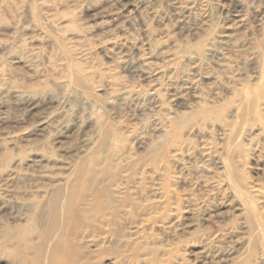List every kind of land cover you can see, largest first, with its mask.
Returning a JSON list of instances; mask_svg holds the SVG:
<instances>
[{
	"label": "rangeland",
	"instance_id": "rangeland-1",
	"mask_svg": "<svg viewBox=\"0 0 264 264\" xmlns=\"http://www.w3.org/2000/svg\"><path fill=\"white\" fill-rule=\"evenodd\" d=\"M42 5L41 0H0V121H6L0 124V184L13 166L18 165L25 174L32 173L29 181L25 182L22 175L12 186L0 188V192L14 198L22 195L24 187L40 171L35 165L28 169L25 165L39 157L49 158V163L42 162V169H50L54 174H66L65 168L70 167L76 175L78 167L87 164L90 169L104 173L98 175L99 182L108 186L117 183L118 175L125 172V192L139 200L140 205L155 200L156 184L169 178L170 188L180 202L175 201L172 194L169 205L163 200L159 204L148 203L156 206L152 212L165 206V213L169 215L150 214L149 221L137 232L133 226L129 227L132 231L128 230L125 221L110 227L105 249L92 252L88 259L90 264H113L114 253L122 251L118 245L127 243V247L134 250L145 243L156 252V260L162 264H200L195 259L199 256V242L216 234L223 223L240 218L236 210L238 205L228 204L227 197L220 199L218 188L212 190V200L206 204L208 214L215 212L212 216L202 221V216L190 217L185 213V207L195 204L194 186L200 183L199 179L195 181L201 174L199 168L186 169L199 162L195 152L200 140H190V152L179 157L178 166H168L162 174L153 173L151 166L134 171L122 164L112 169L110 176L106 175L105 169L111 165L108 156L112 154L114 130L120 128L121 133L125 132L122 134L129 140L130 155L143 166L147 164L145 151L131 135H127L125 124L135 125L136 134L145 126L156 124L166 112H183L181 106L165 103V97L161 95L158 100L164 104L159 112L146 96L143 98L146 88L142 87L145 83L137 67L143 58H137L135 47L143 45L146 49L148 42L163 38L160 30L163 22L173 36L168 40L163 38L156 46L153 62L158 63L164 55L177 50L188 51L203 43L205 33L200 27V21H205L203 16L186 20L187 24L184 22L179 26L172 0H60L55 7ZM201 5L204 15L211 21L207 28L210 38L216 40L223 33L230 35L222 53L233 70L248 77L250 83L260 80V72L264 80V0H203ZM152 11L161 19L151 22ZM71 14L72 20L60 19ZM234 15L241 16L243 22L231 27L230 20ZM147 23L155 30L152 35L146 33ZM32 49L36 51L32 52ZM52 59L57 60L65 73L77 62L92 68L96 76L86 86L70 80L64 88H59L53 81L54 70L47 63ZM59 59L62 60L58 62ZM116 59L122 61L115 62ZM206 60L216 59L209 57ZM110 75L119 79L113 92L106 84ZM31 101L38 104L32 114L26 116L25 107ZM222 105L228 107L226 102ZM14 119L20 123L8 124ZM12 135L14 139L11 140ZM148 135L157 134L152 131ZM216 135L212 132V143L219 150L218 144L222 140ZM239 141L243 148L238 151L241 156L240 161H236L238 170L250 182L264 188V134L258 131L247 144L243 139ZM216 158L223 159L224 155L219 152ZM95 159L97 163L107 161L105 165H98L94 163ZM4 205L8 203L0 202V244L4 243L8 248L16 243H10L9 238L16 235L17 228L24 226V222ZM257 208L264 221V200ZM175 209L180 211L175 212ZM38 221L46 222L41 215ZM125 236V240L119 241ZM231 252L233 256L245 258L246 249L233 245ZM0 262L6 264L8 261ZM204 264L209 262L204 261Z\"/></svg>",
	"mask_w": 264,
	"mask_h": 264
},
{
	"label": "bare ground",
	"instance_id": "bare-ground-1",
	"mask_svg": "<svg viewBox=\"0 0 264 264\" xmlns=\"http://www.w3.org/2000/svg\"><path fill=\"white\" fill-rule=\"evenodd\" d=\"M41 1L42 6L48 7H55L60 3V0ZM202 1L172 0V10L179 26H183L186 20L188 22L191 18L203 16L202 20L205 21H200L201 32L205 33L202 44L188 51L177 50L164 55L160 62H153L152 58L157 53L156 46L163 38L168 40L173 36L169 26L162 22L160 30L163 38H158L153 43L148 42L146 49L143 45L144 49L141 46L134 49L137 58H143L137 66L145 83L142 87L146 88L143 98L146 96L159 112L164 104L158 100L161 95L165 97V103L172 107L181 106L183 112H166L157 119L156 124L145 126L136 134L135 125L125 124L127 135H131L145 151L147 164L143 166L140 160L135 161L133 155H130L131 148L127 144L129 140L122 134L125 132L121 133L120 128L114 130L111 138L114 144L112 154L108 156L111 165L105 169L106 175H112V169L122 164L134 171L151 166L153 173H165L168 166H178L179 157L190 152V140H200L195 152L199 162L186 168H199L201 174L195 181L198 182L199 179L200 183L196 184L197 187L194 186L197 193V196L193 195L195 204L185 207V213L190 217L202 216V221L212 216L215 212L208 214L206 204L212 200V190L218 188L220 199L225 200L227 197L228 204L238 205L239 209L236 210L240 213V218L238 221L232 218L223 223L216 234L203 238L199 242V256L195 259L200 264H204V261L209 264H264V221L257 208L260 201L264 200V188L250 182L236 166V161L241 158L238 151L243 148L239 140L243 139L247 144L257 136L258 131L264 134V80L260 72V80L250 83L248 77L233 70L230 61L222 53L231 39L230 35L223 33L216 40L210 38L207 28L211 21L204 15ZM150 16L151 22L161 19L155 11ZM60 19L72 20L73 15H63ZM242 20L241 16L234 15L230 26H236ZM150 23L145 25L147 35L155 32ZM67 57L72 59L70 54ZM209 57L216 60H206ZM121 61L116 59L115 62ZM47 63L54 70L53 81L59 88H64L70 80L77 85L86 86L96 76L92 68H86L82 63H73L71 71L66 73L59 63L57 65L56 59L47 60ZM113 70L115 69H111ZM107 79L108 90L113 92L119 79L114 75ZM223 102L228 107L223 106ZM37 104L31 101L25 107V115H31ZM4 122L0 121V124ZM12 123L19 124L20 120L14 119L8 124ZM255 128L258 130H254ZM152 131L157 135L149 136L148 133ZM212 132H216L218 140H222L218 144L221 146L219 150L212 143ZM10 139H14V135ZM219 152L224 155L223 159L216 158ZM106 161L104 159L97 163L95 159L94 163L105 165ZM42 162L49 163V158H33L25 165L26 169L35 165L40 171L24 187L22 195L14 198L0 192V202H7L8 205L4 206L15 211L24 222V226L17 228L16 235L9 238L10 243L14 241L15 244L8 248L4 243L0 244V261L5 259L8 261L6 264H90L89 254L105 249L103 246L110 227L124 224L125 221L128 230L133 226L134 232L141 231L149 221L150 214L169 215L165 213V206L152 212L156 206L148 204L149 202L159 204L163 200L169 205L172 194L175 201L179 200L170 188L172 183L169 178L164 179L162 184H156L155 200L140 205L139 200L125 192V172L118 175L117 183L108 186L103 185V181L99 182L98 175L104 173L95 168L90 169L87 164L79 166L74 175L70 167L65 168L66 174L43 170ZM10 171L2 180L0 188L12 186L22 175L25 182L29 181L32 174L23 173L18 165L13 166ZM176 211L180 210L175 209ZM40 215L46 220L45 224L38 221ZM125 239L126 236L119 241ZM233 245L246 249L245 258L232 255ZM127 246V243L118 245L122 251L114 253L113 264H162L156 260V252L150 250L151 247H147V244H140L134 250Z\"/></svg>",
	"mask_w": 264,
	"mask_h": 264
}]
</instances>
